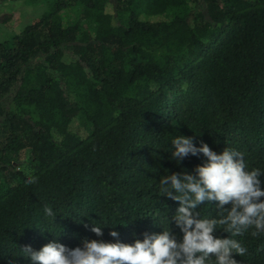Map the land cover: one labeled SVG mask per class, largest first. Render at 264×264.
<instances>
[{
  "label": "trees",
  "instance_id": "16d2710c",
  "mask_svg": "<svg viewBox=\"0 0 264 264\" xmlns=\"http://www.w3.org/2000/svg\"><path fill=\"white\" fill-rule=\"evenodd\" d=\"M177 134L264 169V0H52L0 41V264H29L13 250L54 239L74 248L115 230L132 243L163 216L179 237L178 202L156 183L204 157L176 163ZM99 216L124 224L97 237ZM235 238L248 249L237 264H264V234Z\"/></svg>",
  "mask_w": 264,
  "mask_h": 264
},
{
  "label": "clouds",
  "instance_id": "9594fccd",
  "mask_svg": "<svg viewBox=\"0 0 264 264\" xmlns=\"http://www.w3.org/2000/svg\"><path fill=\"white\" fill-rule=\"evenodd\" d=\"M169 141L170 157L178 164L189 156L204 157L194 174L181 170L161 176L156 183L157 196L178 202L172 221L179 237L163 216L158 220L162 228L159 233L145 232L142 239L132 243L122 242L119 233L112 230L108 233L113 238L110 241L84 240L70 248L54 239L39 250L24 245L13 253L29 264H237L233 254L243 257L248 249L235 237L247 231L254 237L264 234V179H260L264 169L250 168L245 153L236 147L224 146L217 153L207 143L199 141L197 146L192 137L179 134ZM212 202L219 209L217 215H201V206ZM229 204L225 210L223 206ZM43 213L55 225L57 211L45 205ZM117 224L121 223L107 217L101 222L100 217L99 222L90 220V230L102 237L103 227L115 228ZM218 229L228 236L214 235ZM42 230L53 236L61 232L60 228Z\"/></svg>",
  "mask_w": 264,
  "mask_h": 264
},
{
  "label": "rangeland",
  "instance_id": "374dc122",
  "mask_svg": "<svg viewBox=\"0 0 264 264\" xmlns=\"http://www.w3.org/2000/svg\"><path fill=\"white\" fill-rule=\"evenodd\" d=\"M51 2L52 0H0V41L37 21L49 10ZM25 155L22 152L21 161L25 159Z\"/></svg>",
  "mask_w": 264,
  "mask_h": 264
}]
</instances>
